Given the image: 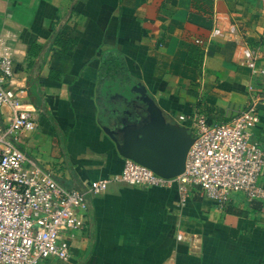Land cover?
<instances>
[{"label": "crops", "instance_id": "1", "mask_svg": "<svg viewBox=\"0 0 264 264\" xmlns=\"http://www.w3.org/2000/svg\"><path fill=\"white\" fill-rule=\"evenodd\" d=\"M229 25L238 42L226 37ZM59 30L73 50L49 48ZM110 50L126 65L122 87L99 80ZM0 56L12 60L13 83L28 102L40 104L19 148L83 192L87 206L69 259L43 264H264V200L233 194L220 204L191 188L181 206L176 188L114 181L101 195L89 192L121 173L124 159L101 126L113 116L109 96L136 84L188 129L200 117L228 122L254 104L251 140L264 150V0H0ZM258 184L264 189V171ZM178 229L190 244L176 242Z\"/></svg>", "mask_w": 264, "mask_h": 264}, {"label": "built area", "instance_id": "2", "mask_svg": "<svg viewBox=\"0 0 264 264\" xmlns=\"http://www.w3.org/2000/svg\"><path fill=\"white\" fill-rule=\"evenodd\" d=\"M225 34L238 42L234 25ZM13 81L12 60L0 56V264L67 260L70 240L84 229V193L59 184L49 170L19 148L20 138L36 129L37 110L28 102L27 90ZM258 123L254 104L221 124L196 118L189 128L194 141L180 176L165 179L124 159L119 175L96 181L89 192L101 195L114 181L133 187L176 188L181 206L191 188L220 204L233 194H241L248 202L264 200V189L258 184L264 171V150L251 140V129ZM175 240L190 244L193 237L178 229Z\"/></svg>", "mask_w": 264, "mask_h": 264}, {"label": "water", "instance_id": "3", "mask_svg": "<svg viewBox=\"0 0 264 264\" xmlns=\"http://www.w3.org/2000/svg\"><path fill=\"white\" fill-rule=\"evenodd\" d=\"M112 103L113 116L101 129L119 156L165 179L180 176L194 141L189 129L165 113L141 84L110 95L107 106Z\"/></svg>", "mask_w": 264, "mask_h": 264}, {"label": "trees", "instance_id": "4", "mask_svg": "<svg viewBox=\"0 0 264 264\" xmlns=\"http://www.w3.org/2000/svg\"><path fill=\"white\" fill-rule=\"evenodd\" d=\"M52 47L59 48L61 53H65V52H68L74 49V43L62 38L60 30H59V31H55L51 39L49 40V48H52ZM35 50H37L36 45L32 46L31 55L32 54L34 56L36 55ZM40 50L42 49L40 48L39 51ZM191 63L192 62L190 61V57H189V59L187 60V64L190 65ZM30 66L32 67L31 63H29V67ZM52 75L55 76V75H58V73L52 70L50 80L54 79ZM109 79L117 80L120 87L124 86L126 83L129 82V76L127 74L126 65L124 61L121 59L120 53L117 52L116 50L108 51L107 54L101 59V64H100V69H99V80L102 81V80H109ZM34 106L40 107V104L38 105L36 104ZM46 117L51 123L54 130H56V132L58 133V129L56 127L54 120L48 114L46 115ZM234 232H236L237 234V231H234ZM89 252L86 255H88Z\"/></svg>", "mask_w": 264, "mask_h": 264}, {"label": "rangeland", "instance_id": "5", "mask_svg": "<svg viewBox=\"0 0 264 264\" xmlns=\"http://www.w3.org/2000/svg\"><path fill=\"white\" fill-rule=\"evenodd\" d=\"M117 89L119 90V92H122V90H121V89H119V88H117ZM53 259H54V258H53ZM53 259H52V261H55V262H57V260H53ZM50 260H51V259H50ZM50 260H49V261H50ZM44 262H45V260H44V261H42L40 264H43Z\"/></svg>", "mask_w": 264, "mask_h": 264}]
</instances>
